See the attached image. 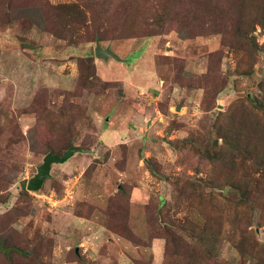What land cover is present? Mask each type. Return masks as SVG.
I'll return each mask as SVG.
<instances>
[{
    "label": "rangeland",
    "instance_id": "374dc122",
    "mask_svg": "<svg viewBox=\"0 0 264 264\" xmlns=\"http://www.w3.org/2000/svg\"><path fill=\"white\" fill-rule=\"evenodd\" d=\"M75 4L86 13L78 34L65 28ZM210 10L229 20L238 0H0V246L10 249L0 264H164L156 207L168 224L203 223L186 188L207 178L201 151L214 148L220 114L264 96V27L247 57L230 34L202 35ZM97 44L125 62L98 61ZM69 142L81 152L28 191L44 157ZM260 201L249 223L257 250ZM256 261L224 239L211 264Z\"/></svg>",
    "mask_w": 264,
    "mask_h": 264
},
{
    "label": "trees",
    "instance_id": "16d2710c",
    "mask_svg": "<svg viewBox=\"0 0 264 264\" xmlns=\"http://www.w3.org/2000/svg\"><path fill=\"white\" fill-rule=\"evenodd\" d=\"M238 5V12L229 20L223 15L218 17L211 10L203 14L200 31L202 35L230 34L237 48L246 45V51L249 52L247 57H250L258 52L256 40L251 35L258 25L264 27V0H238ZM65 7L73 11L71 6ZM74 7L78 9L79 16L75 19L67 14L65 28L78 34L86 24V13L79 11L77 4ZM189 19L192 22L191 15ZM87 59L92 68L90 76H93V56L89 55ZM250 59L244 61L242 75L249 74ZM215 128L217 139L214 148L201 151L208 163L207 178L187 182L186 186L191 190V206L200 214L203 223L187 220L168 224L161 210L164 203L156 207L151 237L165 240L164 264H211L213 259L219 257L224 239H228L241 256L257 259L254 264H264V245L261 250H257L259 239L249 229L252 213L256 211L253 210V203L264 200L255 189L264 187V180H255L254 168L252 172L247 169L248 162H251L264 172V96H248L237 100L228 112L219 115ZM220 139L223 140L222 145L219 144ZM68 144L65 148L73 143ZM245 172L249 174L247 177L243 176ZM226 187L231 188L237 198L226 197ZM261 219L264 224V212ZM181 234L188 236L191 241ZM9 251L0 246L1 253L8 256Z\"/></svg>",
    "mask_w": 264,
    "mask_h": 264
},
{
    "label": "water",
    "instance_id": "95a60500",
    "mask_svg": "<svg viewBox=\"0 0 264 264\" xmlns=\"http://www.w3.org/2000/svg\"><path fill=\"white\" fill-rule=\"evenodd\" d=\"M95 57L103 61H108L113 58L118 62H125V60L120 58L109 47L104 48L100 44H97L95 47ZM78 152H81L79 148L71 146L62 156L54 153L47 154L43 159L42 165L38 167L37 174L29 180L27 190L32 192L40 191L45 182L51 178L53 166L68 162Z\"/></svg>",
    "mask_w": 264,
    "mask_h": 264
},
{
    "label": "crops",
    "instance_id": "0c3cea01",
    "mask_svg": "<svg viewBox=\"0 0 264 264\" xmlns=\"http://www.w3.org/2000/svg\"><path fill=\"white\" fill-rule=\"evenodd\" d=\"M99 61V60H98Z\"/></svg>",
    "mask_w": 264,
    "mask_h": 264
}]
</instances>
